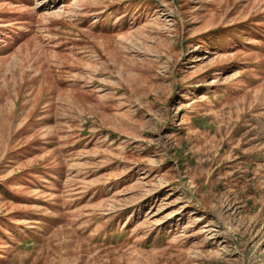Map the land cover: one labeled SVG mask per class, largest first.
Returning a JSON list of instances; mask_svg holds the SVG:
<instances>
[{
  "label": "rangeland",
  "instance_id": "1",
  "mask_svg": "<svg viewBox=\"0 0 264 264\" xmlns=\"http://www.w3.org/2000/svg\"><path fill=\"white\" fill-rule=\"evenodd\" d=\"M0 264H264V0H0Z\"/></svg>",
  "mask_w": 264,
  "mask_h": 264
}]
</instances>
